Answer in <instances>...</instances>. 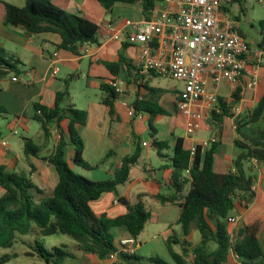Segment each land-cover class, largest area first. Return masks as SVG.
Here are the masks:
<instances>
[{
    "label": "trees",
    "instance_id": "16d2710c",
    "mask_svg": "<svg viewBox=\"0 0 264 264\" xmlns=\"http://www.w3.org/2000/svg\"><path fill=\"white\" fill-rule=\"evenodd\" d=\"M94 1L107 12L116 4H138L143 15L147 16L162 0ZM0 20L4 26L22 29L27 37L58 35L60 43L55 45V49L74 57L81 56V47L98 42L97 24L84 16L55 7L52 0H25L23 7L0 1ZM258 26L264 31V21L259 22ZM122 46V51L127 48L126 44ZM105 65L114 78L122 70L127 74L130 61L121 52L115 61ZM21 68L22 64L16 55L9 53L0 44V79L9 73L14 74L13 78L19 77ZM71 78L64 80V89L55 92L51 108L34 103L33 113L29 117L39 124L44 141H49L55 129L61 130V123H66V131L58 133V142L46 159L57 175L52 195L36 200L44 195V191L27 179L23 172H7L4 166H0V189L3 191L0 196V249L12 248L17 236L61 234L75 242L74 250L106 261L116 251L111 232L113 228H124L128 236L136 240L145 225L152 221L151 213L140 197L134 205L126 207L125 214L115 218H109L105 214L96 215L91 208V204L102 195L115 193L118 186L129 180L130 170L140 158L141 143L136 141L134 153L122 159L120 168L110 179L94 182L75 174L65 159L68 142L73 148V164L84 170H91V166L83 159L84 145L78 132L86 124L87 113L70 103L66 104L69 97L67 85ZM99 88L103 93L101 104L111 118L116 117L114 104L119 95L109 83H101ZM143 88L145 93L137 95L132 106L136 114L148 115L150 147L163 158L162 152L168 145L154 137L153 121L157 116L168 113L158 104L161 90L149 87L148 83ZM237 99L235 97L234 102ZM179 100L180 92L175 95V109ZM263 111L264 97L243 120L248 121V124L256 123ZM230 115V107L219 100L217 111L211 112L210 123L214 128H220L224 118ZM7 116L5 107L0 106V119H6ZM240 124L237 120V133H240ZM63 132L66 133L67 140ZM239 136V140L234 143L240 153L233 161V171L225 174L213 170L216 141L208 149L197 146L191 157L190 149H184L182 139L176 140L170 159L172 193L154 196L161 204L177 203L180 209L176 225L180 226L182 237L178 239L171 230L165 242L173 264H229L231 254L236 257V264H264V248L258 237L262 219L254 220L235 234L229 232L228 228L227 219L236 204L254 198L251 187L255 184V178L247 173L245 164L250 161L264 163V129L256 130L252 137ZM22 143L23 154L27 159L38 157L40 149L31 139L23 138ZM187 186L188 189L185 190ZM193 230L198 235V242L191 246L187 238ZM174 245L180 246V252L174 251ZM25 254L35 255L43 264H63L75 257L72 251L67 250V246L54 247L48 251L37 241L31 253ZM16 257V254L2 255L0 264H7ZM135 259L136 254L119 255L113 264H132L130 261ZM150 261L153 264H168L158 257L151 258Z\"/></svg>",
    "mask_w": 264,
    "mask_h": 264
},
{
    "label": "crops",
    "instance_id": "0c3cea01",
    "mask_svg": "<svg viewBox=\"0 0 264 264\" xmlns=\"http://www.w3.org/2000/svg\"><path fill=\"white\" fill-rule=\"evenodd\" d=\"M52 3L58 7L59 5L62 7L64 6L66 9L74 11V13H81L82 16L97 24L99 27L97 44L90 46L85 45L81 47V56L74 57L66 52L57 51L55 49V45L60 43L58 35L44 34L27 37L22 29L4 26L1 20L0 44L9 53L15 54L20 60L22 67H24L23 69H25L22 70L21 68V75L24 74V77L26 78V81L23 84L39 88L37 93L32 97L34 101H36L35 103L47 108H51L53 106L55 92L62 90L64 80L67 79L65 78L58 81L56 79L58 73H60L62 69L64 73H71V71L72 73H75L80 70L83 65H85V61H87V72L83 75H85V78L88 79L89 76H91L89 73H92L95 80L100 81V83H96L98 88L101 83H109L111 80L123 81L126 84L128 94H126L127 92H124L123 96H130L133 98H131L128 102H124L120 99L119 95L118 100L114 104L116 117L111 118L101 102H90L89 106L84 109L87 113L86 124L84 127L78 129L84 145L83 159L91 167L93 165L97 167L100 163H104V165H106L107 162L104 161L105 157L107 158L108 155L112 156L114 154L111 148V142L114 143V146H120L121 149V145L123 143L121 140H125L126 143H124V147L121 149L122 152L114 154L116 161L107 165V168L102 167L98 169L107 177V179H110L113 177L114 172L120 168L122 159L129 157L134 153L135 143L136 141H140V138L143 141L140 142L141 153L145 152L148 158L150 154L151 147L146 139L147 136L150 137V131L145 126V123H148V115L140 113L142 116L140 120L133 119L128 116L126 108L122 105L123 103L132 105L138 95L136 92L135 80L133 79L132 74V70L136 66L135 56L137 49L126 42V37L130 33L127 23L125 24V22L105 20V14L107 11H105L104 8L96 1L52 0ZM137 6L140 11V19L143 16V13L141 11V7L139 5ZM225 13L230 20L236 23L237 32L247 42L249 48L246 59L247 71H253L257 65V57L259 59L257 66L258 83L254 88H246V77L243 78L239 84L234 86L225 81L215 86L211 85V88L216 92L218 102L219 100H222L230 107V111L233 107H239L240 113L238 115H233L230 112V117L224 118L220 128H214L211 125L210 120L208 124L200 123L192 136H187L185 129L183 133L180 132L182 127L185 128V123L183 117L176 111L175 106L174 117L169 114L165 116H157L153 121L155 131L152 133L155 138H157L158 135H163L164 138L161 139H163L162 141H165L168 145L167 149L162 152V156L164 157L161 158V156H158L155 151L160 160L157 164V168L150 166L151 162L143 164L138 161L137 165L131 168L129 180L125 184L118 186L115 193L104 194L99 198V200L91 204V208L93 204L96 206V211L92 209L96 215L105 214L109 218L121 216L127 212L126 207L128 205H134L140 197L145 207L151 213V220L158 222V217L161 215L167 222L177 221L180 210L177 203L161 204L154 199L155 195H168L172 193L170 182L172 169L170 167V159L173 154V147L176 140L182 139L184 149L189 150L192 146H199L205 141L214 139L217 146L214 155L213 170L216 173L225 174L233 171V161L240 153L239 148L234 143L235 140H239V134L246 137H252L255 135L256 130L264 129V111L256 123L248 124V121L243 120L246 115L253 112L259 101L264 97V31H261L258 26L259 22L264 21V0H232L230 4L225 6ZM139 19L134 21H138ZM107 31L120 32L121 39L118 41H102V36H104ZM123 44H126L127 48L122 51ZM121 52L125 58L130 61V67L128 68L127 74L124 70H122L119 72L117 77L113 78L105 64L115 61ZM58 65H60L62 69L59 68ZM55 68L58 69V72L53 74ZM128 74L129 76H127ZM72 75L68 76V78L72 77ZM155 78L158 77L151 76L145 78L144 84L148 83V86L151 87L150 81ZM17 79L18 81L14 82L15 84L22 83L20 76L17 77ZM3 90L7 92L11 90V92L14 93L17 88L14 87L13 89H10L9 85ZM1 91L2 90L0 89V92ZM143 93H145L144 88ZM175 93L178 92L175 91ZM175 95L173 102L175 101ZM161 96L162 93L158 99V104ZM235 97L238 98L237 102H234ZM8 101L15 106L17 104H25L27 106L29 103L15 94H10ZM0 106L5 107L6 109L5 104ZM159 106L162 107L160 104ZM21 115L25 117L26 112H21ZM237 120L241 123L240 133H237L235 128V121ZM113 122L119 124L120 128L118 130H116L115 127L113 129ZM155 125H157V127ZM60 131H66L65 122L61 123V130L55 129L53 136L49 141L43 140L41 142V146H37L40 149L37 158H32V161H25L31 174V178L39 181L35 186L44 192L46 191L44 190L45 185H49L51 187V183L49 182L50 177L47 174L54 171L53 167L46 161V159L52 154L54 146L58 142V133ZM63 133L65 139L67 140L66 133ZM51 140H53L52 144L50 143ZM2 143L3 142L0 144L1 148L4 147L2 146ZM70 148L71 145L68 142L65 149V157L66 150L68 149L69 159L73 156V148ZM167 151H169V155ZM18 164L19 159L10 152L5 155L0 154V166H4L7 172H16L15 170ZM247 164H249V170L255 173L252 175L255 178V184L253 186L254 198L245 203L240 202V204H236L235 209L228 216V219H234L233 223H229L227 219L229 225L228 228L229 232L235 234L245 225L258 218L262 219L263 224L258 237L264 248V163L250 161ZM145 165H149L150 169L146 170ZM135 167L139 169L133 178L131 172ZM51 181H53L52 185H54V189L57 184V178L55 182L54 179H51ZM187 189L188 186L185 187V190ZM120 190L122 191L121 194H119ZM0 192L1 196L3 191L0 189ZM144 197L150 198L151 204H148ZM157 212L159 214H157ZM169 215L172 217L175 215V218H169ZM244 218L246 220H244ZM111 232L116 245L120 240L130 238L124 228H113ZM187 240L191 246L196 245L198 242V235L196 231H191ZM190 241H192V243ZM135 242L136 248H139L141 246L140 242L137 243V239ZM74 246L75 244L71 250L75 256L74 259H72L73 262L75 261L76 264H98L96 261L98 259L96 257L74 250ZM236 263V257L231 254L229 264Z\"/></svg>",
    "mask_w": 264,
    "mask_h": 264
},
{
    "label": "built area",
    "instance_id": "2783aa9c",
    "mask_svg": "<svg viewBox=\"0 0 264 264\" xmlns=\"http://www.w3.org/2000/svg\"><path fill=\"white\" fill-rule=\"evenodd\" d=\"M232 0H162L147 16L127 23L130 33L126 42L136 47V66L132 70L136 92L143 93L145 78L158 77L182 82L184 90L177 102L176 111L183 117L187 136L194 135L200 123L208 124L211 112L217 111L218 98L211 85L225 81L237 85L243 78L246 88L252 89L258 83L257 65L247 71V42L237 32V25L225 13V6ZM120 32L107 31L102 41H118ZM58 69L55 68L53 74ZM13 78V81H17ZM109 85L118 95L124 94L126 84L112 80ZM211 88V89H210ZM127 114L140 120L132 105L123 103ZM240 113L239 107L230 111ZM236 128V121H235ZM15 133V132H14ZM215 140L201 143L208 149ZM6 144L3 142L2 146ZM197 146L190 148L191 157ZM254 191V187H251ZM233 223L234 219H228ZM136 254L133 238L120 240L116 251L109 255L113 264L119 255Z\"/></svg>",
    "mask_w": 264,
    "mask_h": 264
},
{
    "label": "rangeland",
    "instance_id": "374dc122",
    "mask_svg": "<svg viewBox=\"0 0 264 264\" xmlns=\"http://www.w3.org/2000/svg\"><path fill=\"white\" fill-rule=\"evenodd\" d=\"M3 2H7L9 4L15 5L17 7H23L25 4V0H0ZM138 4L134 5H115L112 7L110 12H106L105 14V20H113V21H120V22H125L128 23L129 21H134L139 19L140 16V11L137 6ZM55 7L65 10L66 12L73 13V14H78L81 15V13H74V11H70L66 9V7H62L59 5ZM87 61H85V65L81 67L80 70L76 71L75 73H64L62 67L58 65L59 68L62 69L60 73L56 76V79L60 81L61 79L68 78V76L72 75V78L68 80V85H67V90H68V100L66 104L70 103L72 104L76 109L79 110H84L89 106V103H98L100 102L103 93L101 90L98 88V85L96 83H100V81H96L95 78L92 76V73H89V78H85V75L87 72ZM24 67H22V70ZM70 74V75H67ZM13 76L14 74L9 73L6 77H3L0 79V89L2 90L0 92V105L5 104L8 116L6 119H0V144L1 142H5V146L1 148L0 146V154L5 155L7 153L13 154L15 157L19 159V164L16 168L17 173H24L27 179H30L31 182L36 185L37 179L31 178V174L28 170V166L26 165L25 161H32V158L27 159L24 154H23V143L22 139L23 138H28L31 139L36 146H41V142L43 141V137L40 131L39 124L35 121H33L31 118H29L32 113H33V107L32 105L36 102L32 98L36 93L37 90L39 89L38 87L35 86H27L24 85L26 78L24 77V74L20 75V80L22 83H14L16 81H13ZM83 76V77H82ZM18 81V80H17ZM10 85V89H13L14 87L17 88L14 93L4 91L3 89H6V86ZM150 86L152 88L161 90L162 96L159 101V104L163 107L164 110L167 111V113L174 117V102L173 98L174 95L177 94V92H182L184 90V85L182 82H177L175 80L171 79H165V78H155L150 81ZM65 85H63L62 89H64ZM127 92V93H126ZM126 94H128V88L126 87ZM10 94H15L18 95L19 97L23 98V100L28 101V105H20L17 104L16 106L14 104H11L8 101L9 95ZM130 96H123L120 95V99L123 100L124 102H128L131 100ZM31 99V100H30ZM30 100V101H29ZM26 106V107H25ZM26 112L25 117L21 115V112ZM124 115V112H123ZM145 126L147 127V124L145 123ZM157 127V125H155ZM112 127L116 130L120 128L118 123L113 122ZM184 127L180 130V132L183 133ZM15 132V133H14ZM120 135V134H119ZM202 136V135H201ZM158 140L162 141L164 138L163 135H158ZM121 140V138L119 137ZM147 141L149 142L151 146V138L146 137ZM123 143L121 145V149L124 147L125 140H121ZM140 142H143L142 139L140 138ZM50 143H53V140L50 141ZM111 148L114 152L116 153H121L120 146H114V143L111 142ZM72 149V146L71 148ZM144 149V148H142ZM168 155H169V151ZM166 152V153H167ZM114 154L108 155L107 158L105 157L104 161L107 162L106 165L104 163H100L97 167L92 166L90 171L84 170L80 167H77L73 164L71 159L68 157V149L66 150V162L70 169L75 173L78 174L84 178H87L88 180L91 181H99V180H106L107 177L98 169L102 167H108L110 163H114L116 161V158L114 157ZM85 157V156H84ZM87 157V155H86ZM159 158L157 157L155 153V149L151 147L150 149V154L149 158L147 157L145 152H142L140 155L139 162H142L143 164H147L148 162H151L152 167L157 168V164L159 163ZM149 165H145V169L148 170L150 169ZM139 168L135 167L133 171L131 172L132 177L134 178L135 175L137 174ZM11 170V169H9ZM246 171L248 174L251 176L254 175L255 173L253 171L249 170V164H246ZM50 179L49 182L51 183V187L48 185L44 186V195L42 197H37L36 200H39L40 198L48 197L52 195L53 191V181L51 179H54V182L57 178V175L54 171H52L50 174H47ZM55 184V183H54ZM43 191V190H42ZM1 193V192H0ZM122 191L120 190L119 194H121ZM145 201L148 204H151V200L148 197H144ZM94 206V207H93ZM92 209L96 211V206L95 204L92 205ZM100 214V213H98ZM157 214H159L157 212ZM169 218H175L169 215ZM158 222H155V220H152L148 222L143 230V232L138 236L137 238V243L140 242L141 246L139 248H136V259L131 260L130 263L132 264H153L150 259L154 257H158L161 260L167 262L168 264H173L169 253L166 248L165 244V239L170 235V231L172 230L176 237L178 239H181V230L180 226L176 225V221L174 222H167L162 218L158 217ZM175 220V219H174ZM244 220H246L244 218ZM38 242L42 247L48 251H50L54 247H61V246H67V250L71 251L73 245L75 242L69 238L68 236L61 235V234H55L52 236H17L15 243L12 248L10 249H0V256L5 255V254H16V258L10 261L7 264H43L35 255L29 256L26 255L25 253H31V251L35 248V242ZM192 243V241H190ZM174 251L180 252V246L179 245H174L173 246ZM98 264H109L110 262L108 260L105 261H99L96 260ZM108 262V263H107ZM76 262L72 260H67L63 264H73Z\"/></svg>",
    "mask_w": 264,
    "mask_h": 264
}]
</instances>
